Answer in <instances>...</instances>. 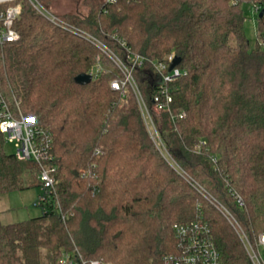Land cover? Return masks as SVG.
I'll return each instance as SVG.
<instances>
[{"label":"trees","instance_id":"1","mask_svg":"<svg viewBox=\"0 0 264 264\" xmlns=\"http://www.w3.org/2000/svg\"><path fill=\"white\" fill-rule=\"evenodd\" d=\"M40 1L48 7L49 0ZM252 1L264 10V0ZM20 2L14 24L20 39L0 48V90L51 131L57 185L41 216L0 221V264H59L76 249L87 262L164 264L177 249L175 225L198 217L210 227L220 264H252L222 213L178 170L229 210L251 239L264 232V15L257 13L253 48L244 0H86L85 12L56 13L121 56L114 36L146 58L173 53L180 60L187 74L175 82L174 119L152 110L150 63L135 71L157 145L134 94L122 101L111 89L115 71L75 82L96 64L99 49ZM82 171L90 174L81 178ZM38 175L35 163L5 152L0 133V195L41 187Z\"/></svg>","mask_w":264,"mask_h":264},{"label":"built area","instance_id":"2","mask_svg":"<svg viewBox=\"0 0 264 264\" xmlns=\"http://www.w3.org/2000/svg\"><path fill=\"white\" fill-rule=\"evenodd\" d=\"M27 1L37 13L55 26L61 27L88 40L99 49L101 54L117 70V77L113 78L110 82L111 89L121 95L122 101H126L129 92L134 94L150 137L157 145H162L159 133L152 119V111L145 102L135 78V71L144 67L146 63H150L155 74L152 110L155 113H169L172 119H174L172 104L174 102V92L177 89L175 82L187 74L186 70L180 64L172 68L176 56L172 53L157 59H149L134 53L126 41L114 36V39L117 40L124 51L123 56H121L94 36L85 34L62 22L58 15L51 13L48 7L40 0ZM118 1L121 0H105V3L107 5H114ZM125 1L130 3L136 0ZM237 2L239 1H235V3ZM244 2L252 5L254 13L257 14L260 12L261 6L259 3L253 2L252 0H244ZM5 4L8 7L0 11V48L17 42L20 39V35L14 28V24L21 16L23 6L20 0H0V6ZM259 41L260 44L264 45V33ZM101 56L98 57L96 64L87 73L92 76L93 80L107 71L101 62ZM184 115L182 113L180 117H184ZM0 133L5 142L15 145L16 151L14 155L16 158L33 162L38 166V179L41 182L42 194L35 204L43 212H46L49 209V204L52 202L57 185V180L54 177L56 166L53 162V135L51 131L42 127L38 123L36 116L25 115L20 107V103L15 98H8L0 90ZM97 154H100V151ZM178 171L201 196L212 203L222 213L242 242L252 264H264V232L251 239L229 210L214 199L201 185L189 178L185 172L182 170ZM89 174L87 171H82L80 177L86 178ZM238 203L242 205L241 199H238ZM174 235L177 243L176 252L166 256L164 264H220V254L215 245L210 227L201 217L186 224L175 225ZM59 264L114 263L105 262L103 259L87 262L76 249L74 256L64 254Z\"/></svg>","mask_w":264,"mask_h":264},{"label":"rangeland","instance_id":"3","mask_svg":"<svg viewBox=\"0 0 264 264\" xmlns=\"http://www.w3.org/2000/svg\"><path fill=\"white\" fill-rule=\"evenodd\" d=\"M48 2V10L51 13L74 14L76 12L82 13L87 10V8H85L86 0H49ZM242 9L246 18L245 33L250 41L251 47L254 48L258 40V14L254 13L250 3H244ZM162 56H165V54H162L161 57ZM105 68L107 70L106 72L111 70L117 72L116 68H114L109 60L108 63H106ZM15 151L16 148L13 143L5 142V152L8 155H14ZM41 194L42 188L38 186L21 192L12 191L1 194L0 221L7 225L41 216L43 213L42 209L35 204Z\"/></svg>","mask_w":264,"mask_h":264},{"label":"water","instance_id":"4","mask_svg":"<svg viewBox=\"0 0 264 264\" xmlns=\"http://www.w3.org/2000/svg\"><path fill=\"white\" fill-rule=\"evenodd\" d=\"M264 15V10H262L259 14V17H262ZM180 63V60L176 57L174 60V63L172 65V68L175 67ZM93 78L90 74H81L75 78V82L80 85H86L92 82Z\"/></svg>","mask_w":264,"mask_h":264}]
</instances>
